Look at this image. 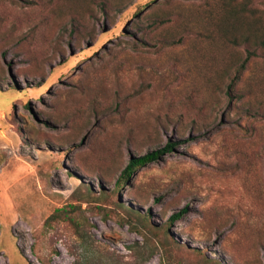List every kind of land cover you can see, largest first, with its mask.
Listing matches in <instances>:
<instances>
[{"label":"rangeland","instance_id":"rangeland-1","mask_svg":"<svg viewBox=\"0 0 264 264\" xmlns=\"http://www.w3.org/2000/svg\"><path fill=\"white\" fill-rule=\"evenodd\" d=\"M0 264H264V0H0Z\"/></svg>","mask_w":264,"mask_h":264},{"label":"trees","instance_id":"trees-1","mask_svg":"<svg viewBox=\"0 0 264 264\" xmlns=\"http://www.w3.org/2000/svg\"><path fill=\"white\" fill-rule=\"evenodd\" d=\"M174 148L175 145L170 142L163 148L157 149L155 151H151L145 155L132 157L117 181L119 187H122L125 184H127V182L139 169L144 168L154 162L161 160V158L166 156V154L172 152ZM186 211L187 209L184 208L180 212L173 214L172 217L170 218V221L173 223L179 220L186 213Z\"/></svg>","mask_w":264,"mask_h":264}]
</instances>
